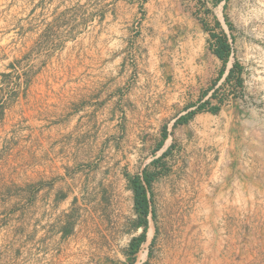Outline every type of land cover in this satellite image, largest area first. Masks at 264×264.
Instances as JSON below:
<instances>
[{
    "label": "crops",
    "instance_id": "1",
    "mask_svg": "<svg viewBox=\"0 0 264 264\" xmlns=\"http://www.w3.org/2000/svg\"><path fill=\"white\" fill-rule=\"evenodd\" d=\"M87 1L93 4L82 6L79 0L71 7L51 8L29 0L23 8L18 0H0L2 61L21 58L23 45L40 46L31 55L47 61L51 41L81 45L83 26H93V54L85 55L93 64L74 63L69 85L29 86L25 102L17 89L9 117L0 94V263L98 264L93 252L98 235L105 232L115 242L112 261L123 262L129 241L141 231L133 227L130 175L144 168L163 172L154 162L160 159L167 171L151 182L148 216H195V205L210 208L222 195L212 196L207 183L195 191L191 178L178 186L176 173H234L239 158L249 151L244 142H257L253 119L244 117L243 109L236 118V108L224 104L216 113L196 110L173 126L203 100L216 103L208 79L219 76L222 64L206 45L208 31L182 10L181 0ZM67 12L73 13L72 22L60 19ZM55 29L64 34L56 30L51 35ZM72 57L81 60L83 54L75 47ZM209 61L219 64L215 74ZM164 126L166 135L157 148ZM219 182L214 192L228 186ZM227 189L224 204L251 191L255 205V195H264L253 184L231 182ZM240 207L218 216H240ZM202 212L197 216L212 213L211 208ZM237 236L233 243H217V264H253L243 260L248 248ZM212 247L185 241L182 246L162 245L161 250L176 254L164 264H203L205 254L215 251ZM250 249L264 252L263 245Z\"/></svg>",
    "mask_w": 264,
    "mask_h": 264
},
{
    "label": "rangeland",
    "instance_id": "2",
    "mask_svg": "<svg viewBox=\"0 0 264 264\" xmlns=\"http://www.w3.org/2000/svg\"><path fill=\"white\" fill-rule=\"evenodd\" d=\"M40 2L49 5L51 8L64 5L71 7L74 4H79V0H35L36 4ZM17 4L21 7L27 6L29 0H18ZM80 4L82 6L92 5L93 1L81 0ZM223 4L225 5L224 8L222 7ZM208 5L211 6L209 3ZM180 6L183 11L189 14L192 13L195 19L202 20L207 25L206 27L211 29L214 28L213 14L220 19L223 30L228 35L231 48V57L226 69L231 66L233 61H237L243 68V85L242 87H236L233 79L231 82L226 83L225 76H222L214 85V89H216L214 101L220 98V104L229 105V108H236V118L240 117L238 111L243 109L244 117L253 119L254 135H256L253 140L257 142H244L245 148H248L249 151H246L239 158L241 164L234 173L187 172V174H183L180 172L176 173L174 180L180 186V184L184 185V181L187 182L191 178L192 184H196L197 187L195 191L200 190L199 185L205 186V183H207L211 188L210 193L214 197L218 193L219 196H226L228 192L226 188L231 182L240 183L243 187L253 184L263 189L264 192V0H222L218 6L212 8V13L204 12L200 0H181ZM59 11H62V9ZM223 14L226 15L228 22L231 24L230 29L224 21ZM58 15L51 13V17L58 18ZM60 19L72 22L73 13L67 12ZM88 20L89 15H85L83 11V22ZM56 30L60 35L64 34L63 31L55 29L51 32V35L58 34ZM82 32L84 39L81 45L64 46L53 44L51 41V44L46 47V49H49V60L47 61H41L36 56L31 55V52L38 53L40 46L34 48L25 45L21 46L22 48L19 47V55L23 54L21 58L12 61L0 60V86L2 88L0 94L7 102V111L5 112L7 117L10 115L11 103L16 100L17 94L15 92L17 89L22 92L20 100L25 102V91L30 90L29 86L38 84L49 86L69 85L72 81L70 69L73 68L74 63H82L83 66L89 63L93 64V60L87 61L85 58L86 54H93V26L89 29H85L83 26ZM214 32L220 33V30L215 29ZM65 36H67V33ZM206 38V45L209 47V33H207ZM75 47L76 53L81 52L83 54L81 60H74L72 57ZM61 52H64V55L60 58L58 54ZM217 66L219 64L209 61V70L212 74L217 72ZM82 74L89 75L85 70ZM217 78L214 75L208 81L212 85ZM46 93L50 95L57 94L56 89H52V94L47 89ZM236 104L241 105V108H237ZM160 165L165 173L167 171L165 163L161 161ZM161 171H159V174L161 173L160 176L162 177L163 172ZM220 179L228 186L226 185L225 189L214 192V185L220 183ZM180 180L183 182L181 183ZM238 191L240 190L238 189ZM243 194L244 197L241 198L239 193L237 195L238 202L232 204H224L227 199L222 202V197H220L219 204L210 207L211 216H197L198 213L205 215L202 211L210 209L198 204L194 206L195 216H155V220L149 217L146 238L136 253L134 264H153L154 262L164 264L168 262L167 257L169 255L174 258L176 254H169L161 250V246L170 244L182 246L185 245V241L198 246H215L212 247L215 250L214 252L209 251L208 254H205L203 264H217L218 256H221L216 253L217 243L222 244V240L226 241V244H229V241L233 243V240L238 238V234H241L242 246L247 245L246 248H248L242 256L243 260H252L253 264H264V252L254 253L250 249L255 245L264 246V200H261L264 195H255L256 204L253 205L250 202V196H253L252 192L247 191ZM231 195L234 197L233 193L229 196ZM198 196L200 197V195ZM239 207L241 208L240 216H218V213H222L224 210H226L225 212H228V210L231 212L233 208H237L235 210L237 212ZM113 240L107 232L98 235V250L93 252V260L97 257L98 264H126V259L123 262L112 261L111 257L115 256V252H111L115 250L112 247L115 243L112 242ZM68 263L69 261L66 264ZM0 264L8 263L2 262ZM178 264H181L180 261Z\"/></svg>",
    "mask_w": 264,
    "mask_h": 264
},
{
    "label": "trees",
    "instance_id": "3",
    "mask_svg": "<svg viewBox=\"0 0 264 264\" xmlns=\"http://www.w3.org/2000/svg\"><path fill=\"white\" fill-rule=\"evenodd\" d=\"M222 0H200V3L203 6V10L205 13H212V8L218 6ZM208 3L211 5L209 6ZM223 8L225 5L223 4ZM224 21L227 27L230 29L231 24L228 22V19L225 14H223ZM206 31L209 33V49L210 51L221 60V68L219 71V76L217 80L211 85L209 89H212L210 97L215 99V91L214 85L216 82L222 77L225 72L226 66L231 57V48L228 40V35L222 28L221 22L218 17L213 14V26L220 30V33L214 32L213 29L206 27L207 25L201 20ZM242 66L237 61H233L231 66L228 68L227 73L224 77L225 82H231L233 79V83L236 87H242L243 78H242ZM207 92H204L205 95ZM221 99L218 98L216 103L212 104L210 99H205L200 102L195 110L188 112L186 115L178 117L173 126L177 123L186 122L189 118H191L192 114L196 110L207 109L212 113L218 112L220 108ZM165 126L162 128V140L157 144V148H159L163 142L164 136L166 135ZM166 153V152H165ZM163 153V155L165 154ZM157 164L161 163L160 159L154 161ZM159 172H149L144 168L141 174H133L128 177L129 179V187L133 194V211L135 213V219L133 221V227L135 229L141 228V231L138 235L131 238L127 249L125 250L126 256V264H134L136 253L138 252L140 245L145 241L146 232L149 224V217L155 220V216H148L150 212V197H148V190L151 185V182L156 178ZM143 264V263H142Z\"/></svg>",
    "mask_w": 264,
    "mask_h": 264
},
{
    "label": "water",
    "instance_id": "4",
    "mask_svg": "<svg viewBox=\"0 0 264 264\" xmlns=\"http://www.w3.org/2000/svg\"><path fill=\"white\" fill-rule=\"evenodd\" d=\"M227 70H228V69H226V71L224 72V74H223L222 76H225V75H226V73H227Z\"/></svg>",
    "mask_w": 264,
    "mask_h": 264
},
{
    "label": "bare ground",
    "instance_id": "5",
    "mask_svg": "<svg viewBox=\"0 0 264 264\" xmlns=\"http://www.w3.org/2000/svg\"><path fill=\"white\" fill-rule=\"evenodd\" d=\"M234 236H235V234H234ZM177 246H178V245H177ZM213 247H215V246H213ZM171 248H172V247H171ZM171 248H170V249H171ZM176 248H177V247H176ZM172 249H173V248H172ZM177 249H178V248H177ZM177 249H175V250H177ZM177 251H178V250H177ZM177 256H178V255H177Z\"/></svg>",
    "mask_w": 264,
    "mask_h": 264
}]
</instances>
